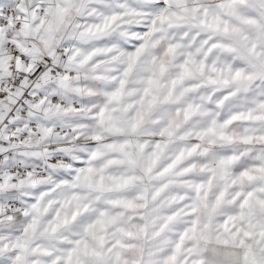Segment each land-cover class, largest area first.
Masks as SVG:
<instances>
[{"label": "snow or ice", "instance_id": "snow-or-ice-1", "mask_svg": "<svg viewBox=\"0 0 264 264\" xmlns=\"http://www.w3.org/2000/svg\"><path fill=\"white\" fill-rule=\"evenodd\" d=\"M0 264H264V0H0Z\"/></svg>", "mask_w": 264, "mask_h": 264}]
</instances>
